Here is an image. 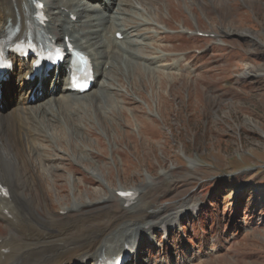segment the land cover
Returning <instances> with one entry per match:
<instances>
[{"label": "rangeland", "instance_id": "obj_1", "mask_svg": "<svg viewBox=\"0 0 264 264\" xmlns=\"http://www.w3.org/2000/svg\"><path fill=\"white\" fill-rule=\"evenodd\" d=\"M151 2L167 24L161 31L123 0L105 13L120 5L149 19L143 31L168 38L149 42L151 56L167 61L150 75L122 67L110 82L119 91L110 96L114 109L69 114L78 134L58 130V146L41 139L40 148L26 150L36 177L29 193L50 210L73 200L103 202L118 187L145 188L148 179L156 202L191 203L177 222L139 243L144 264H264V0ZM175 59L181 67L163 68ZM15 84L12 78L8 87ZM8 108L1 99L0 110ZM9 231L0 223V237Z\"/></svg>", "mask_w": 264, "mask_h": 264}, {"label": "bare ground", "instance_id": "obj_2", "mask_svg": "<svg viewBox=\"0 0 264 264\" xmlns=\"http://www.w3.org/2000/svg\"><path fill=\"white\" fill-rule=\"evenodd\" d=\"M38 2L44 6L47 22L36 31L61 46L68 39L76 49L88 55L95 82L83 95L67 93L69 83L60 69L52 88L44 91L45 80L40 81L39 88L35 83H25L30 66L19 63L18 71L13 72L16 84L0 89L2 99L9 105L6 111L0 110V184L8 193L7 198H0V223L10 230L0 237V264H96L104 258L120 255L133 259L135 264H144L139 243L152 237L155 229L166 230L177 222L184 209L190 208V199L175 207L164 206L148 197L150 192H146V188H151L152 184L147 179L145 188L118 187L111 198L103 202L73 200L69 206L59 205L51 211L44 204L45 209L40 210L29 193L36 177L29 168L31 163L26 150L32 152L41 139L53 148L58 146V130L64 135L78 134L81 126L72 124L70 119L80 111L86 112L87 107L108 114L114 109L110 96L119 95L110 85L117 78L118 70L143 68L149 75L158 73L161 62L167 58L157 52L151 56L149 42L168 38L143 31L150 20H140L120 9V5L116 6L114 15H107L105 11L110 10L115 0H102L103 3L98 0L97 4L94 0H0V32L5 27H16L19 35L25 33L26 19L34 15ZM123 2L133 7L135 13L140 10L139 13L150 16L158 31L163 30V24L167 25L161 7L152 5L151 0ZM117 35L121 36L120 40ZM189 58L185 56L184 61ZM176 62L163 68L181 67L182 61ZM95 86L97 90L91 93ZM30 95H33L32 101ZM39 99H42L41 104L33 106ZM69 114L74 116L69 118ZM5 138L12 144L9 149L1 142ZM15 151L20 152L18 157L14 156ZM161 176H165V181L170 180L167 173ZM126 191L135 194L133 202L119 196ZM102 207L104 209L95 215L84 216L85 211Z\"/></svg>", "mask_w": 264, "mask_h": 264}]
</instances>
